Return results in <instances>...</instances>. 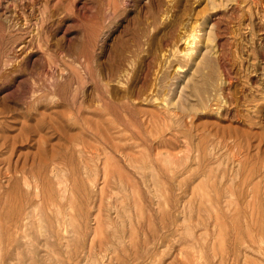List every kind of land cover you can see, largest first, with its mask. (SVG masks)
Instances as JSON below:
<instances>
[{"label":"rangeland","instance_id":"rangeland-1","mask_svg":"<svg viewBox=\"0 0 264 264\" xmlns=\"http://www.w3.org/2000/svg\"><path fill=\"white\" fill-rule=\"evenodd\" d=\"M0 264H264V0H0Z\"/></svg>","mask_w":264,"mask_h":264},{"label":"bare ground","instance_id":"bare-ground-1","mask_svg":"<svg viewBox=\"0 0 264 264\" xmlns=\"http://www.w3.org/2000/svg\"><path fill=\"white\" fill-rule=\"evenodd\" d=\"M196 36L195 35H188L187 37L183 38L184 40V44L187 47V50L190 48H188L189 46H191L195 40ZM220 163V162H219ZM239 165V164H238ZM215 167V166H214ZM238 168V167H237ZM222 179V178H221ZM27 216V215H26ZM22 217V216H21ZM57 223V222H56ZM22 225V223H21Z\"/></svg>","mask_w":264,"mask_h":264}]
</instances>
